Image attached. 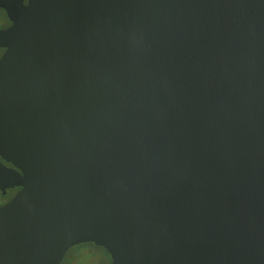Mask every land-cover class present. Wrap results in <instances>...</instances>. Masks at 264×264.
I'll return each mask as SVG.
<instances>
[{
    "label": "water",
    "instance_id": "obj_1",
    "mask_svg": "<svg viewBox=\"0 0 264 264\" xmlns=\"http://www.w3.org/2000/svg\"><path fill=\"white\" fill-rule=\"evenodd\" d=\"M0 8V264H264V0Z\"/></svg>",
    "mask_w": 264,
    "mask_h": 264
},
{
    "label": "trees",
    "instance_id": "obj_2",
    "mask_svg": "<svg viewBox=\"0 0 264 264\" xmlns=\"http://www.w3.org/2000/svg\"><path fill=\"white\" fill-rule=\"evenodd\" d=\"M92 247L97 250L102 251V258L108 260L107 264L110 262L109 255L104 249L95 247L93 244L87 243V244L78 245L70 249L67 252L66 256L70 254L71 258L69 259L64 258L61 264H83L82 261L84 259L90 260L94 256L96 258L97 252L96 250L92 249Z\"/></svg>",
    "mask_w": 264,
    "mask_h": 264
},
{
    "label": "flooded vegetation",
    "instance_id": "obj_3",
    "mask_svg": "<svg viewBox=\"0 0 264 264\" xmlns=\"http://www.w3.org/2000/svg\"><path fill=\"white\" fill-rule=\"evenodd\" d=\"M28 1L29 0H23V3L26 5ZM10 25H11V22L9 21L6 12L2 8H0V31L8 28ZM4 51L5 50L3 48H0V57L2 56ZM0 161L6 167H12L10 164L5 163L1 159H0ZM18 190H19V188H14V189H11V190H7L4 195L0 192V206L5 204V203H7L8 201H10L11 198L17 193ZM8 192L11 193V197H9V198H7Z\"/></svg>",
    "mask_w": 264,
    "mask_h": 264
},
{
    "label": "rangeland",
    "instance_id": "obj_4",
    "mask_svg": "<svg viewBox=\"0 0 264 264\" xmlns=\"http://www.w3.org/2000/svg\"><path fill=\"white\" fill-rule=\"evenodd\" d=\"M9 197H11V193H10V192H8V195H7V198H9ZM92 249L96 250V252H97V253H96V258H95V256H94V257H92V259H90V260L84 259V260L82 261V263H83V264H107V261H108V260L102 258V251L97 250V249H95V248H93V247H92ZM64 258H65V259H69V258H71V257H70V254L67 255V256L65 255Z\"/></svg>",
    "mask_w": 264,
    "mask_h": 264
}]
</instances>
